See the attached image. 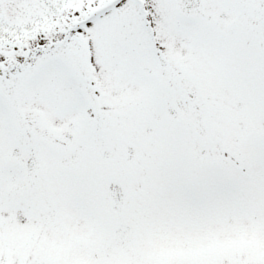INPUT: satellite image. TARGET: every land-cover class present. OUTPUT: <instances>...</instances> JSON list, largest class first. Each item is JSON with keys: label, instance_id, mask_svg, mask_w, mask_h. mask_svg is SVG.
Listing matches in <instances>:
<instances>
[{"label": "snow or ice", "instance_id": "snow-or-ice-1", "mask_svg": "<svg viewBox=\"0 0 264 264\" xmlns=\"http://www.w3.org/2000/svg\"><path fill=\"white\" fill-rule=\"evenodd\" d=\"M0 264H264V0H0Z\"/></svg>", "mask_w": 264, "mask_h": 264}]
</instances>
